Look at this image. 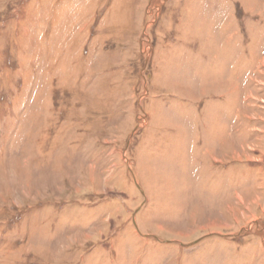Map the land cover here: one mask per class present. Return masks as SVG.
Returning a JSON list of instances; mask_svg holds the SVG:
<instances>
[{
    "label": "rangeland",
    "instance_id": "374dc122",
    "mask_svg": "<svg viewBox=\"0 0 264 264\" xmlns=\"http://www.w3.org/2000/svg\"><path fill=\"white\" fill-rule=\"evenodd\" d=\"M0 264H264V0H0Z\"/></svg>",
    "mask_w": 264,
    "mask_h": 264
}]
</instances>
